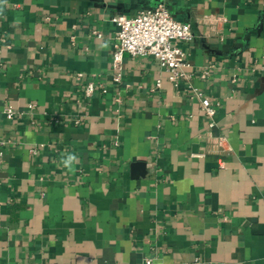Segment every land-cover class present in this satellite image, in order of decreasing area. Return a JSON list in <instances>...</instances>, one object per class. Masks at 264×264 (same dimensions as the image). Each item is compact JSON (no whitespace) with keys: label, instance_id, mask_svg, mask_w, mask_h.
I'll list each match as a JSON object with an SVG mask.
<instances>
[{"label":"crops","instance_id":"0c3cea01","mask_svg":"<svg viewBox=\"0 0 264 264\" xmlns=\"http://www.w3.org/2000/svg\"><path fill=\"white\" fill-rule=\"evenodd\" d=\"M161 5L186 77L116 82L113 17ZM0 158V264H264V0H6Z\"/></svg>","mask_w":264,"mask_h":264},{"label":"built area","instance_id":"2783aa9c","mask_svg":"<svg viewBox=\"0 0 264 264\" xmlns=\"http://www.w3.org/2000/svg\"><path fill=\"white\" fill-rule=\"evenodd\" d=\"M112 21L116 26L113 43L116 82H120L123 77L121 69L125 53L132 57H154L169 73V79L175 85L186 77L184 70L186 52L182 43L192 39L190 24L176 20L163 5L156 9L142 11L134 17L116 15ZM95 91L94 83H89L86 88L87 95ZM202 105L205 114L210 119V125H214L216 109L211 99L203 98ZM14 115L13 108L6 109L8 118L11 119ZM1 167L2 159L0 158V169ZM144 264H154L153 259H147Z\"/></svg>","mask_w":264,"mask_h":264},{"label":"clouds","instance_id":"9594fccd","mask_svg":"<svg viewBox=\"0 0 264 264\" xmlns=\"http://www.w3.org/2000/svg\"><path fill=\"white\" fill-rule=\"evenodd\" d=\"M6 0H0V11H3V5ZM79 157L75 152H62L60 154V164L68 171L74 172L75 165L78 163Z\"/></svg>","mask_w":264,"mask_h":264},{"label":"water","instance_id":"95a60500","mask_svg":"<svg viewBox=\"0 0 264 264\" xmlns=\"http://www.w3.org/2000/svg\"><path fill=\"white\" fill-rule=\"evenodd\" d=\"M134 166H135V167H139V166H140V163H137V164H135Z\"/></svg>","mask_w":264,"mask_h":264}]
</instances>
